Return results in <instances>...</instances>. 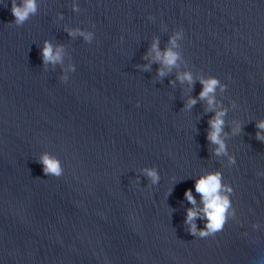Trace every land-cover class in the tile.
<instances>
[{
  "label": "water",
  "instance_id": "1",
  "mask_svg": "<svg viewBox=\"0 0 264 264\" xmlns=\"http://www.w3.org/2000/svg\"><path fill=\"white\" fill-rule=\"evenodd\" d=\"M37 2L16 26L11 0H0V264H264L255 126L264 119V0ZM75 28L92 42L69 36ZM181 29L179 68L159 77L161 65L144 57L154 38L163 51ZM46 40L64 47L63 64L44 65ZM184 71L193 85L176 79ZM208 76L227 85L216 91L227 155L207 139L206 102L184 109ZM43 153L60 160L61 176H45ZM145 167L157 169V184ZM216 171L233 188L235 215L193 237L184 193L202 207L196 179Z\"/></svg>",
  "mask_w": 264,
  "mask_h": 264
},
{
  "label": "clouds",
  "instance_id": "2",
  "mask_svg": "<svg viewBox=\"0 0 264 264\" xmlns=\"http://www.w3.org/2000/svg\"><path fill=\"white\" fill-rule=\"evenodd\" d=\"M72 10L79 12V5L75 2L72 4ZM38 11L37 0H11V13L14 16V21L10 22L16 26H22L31 16L35 15ZM62 18V14H61ZM152 17H149L151 19ZM69 36H80L84 41L91 43L94 38V33L91 31H85L81 28L66 29ZM123 39V38H121ZM183 39V30L175 31L169 37V47L163 51L159 48V39L154 38L149 52L145 55V59H150V63L155 62L161 65L157 69V75L163 77L166 75V71H171L173 68H179V61L182 59V54L177 49L180 48L178 41ZM41 57L45 66L63 64L64 47L62 45L53 46L50 41H44V46L41 49ZM150 63L144 65V69L150 68ZM75 71V65L69 63L67 68L63 70V75L60 79L64 82L68 80V73ZM176 79L181 83L187 82L190 86L195 83L191 72L184 71L178 72ZM200 83L202 90L198 97H189L185 103L184 109L190 110L197 102H206V112H214V116L208 121V133L207 139L210 143L215 144L217 147L214 149V153L217 156L227 155L228 148L224 140L225 120L227 115V109L220 107L216 99V91L219 89L224 92L227 85L221 83V81L215 76L200 77ZM140 102L137 101L139 107ZM233 108L237 107L235 101L231 102ZM232 134H238L240 132L239 122H233ZM256 139L264 142V119L256 121ZM229 164L236 163L234 156L228 157ZM39 163L43 165V172L45 176L59 177L63 173V168L60 160L49 154L43 153L39 158ZM142 174L146 176L150 182L155 185L159 182L160 176L155 167H145L142 170ZM258 175H264V173H257ZM195 191L200 196V202L202 207L197 206L196 198L192 195L191 189L185 191L184 196L191 208L186 210L185 223L189 225L188 231L193 237H208L213 236L217 232L222 231L228 218L235 215V210L232 207L230 195L233 192V188L229 184L223 183L222 173L219 171L209 172L196 179ZM200 218L204 221V227L198 228L195 224V220ZM258 227V225H253Z\"/></svg>",
  "mask_w": 264,
  "mask_h": 264
}]
</instances>
